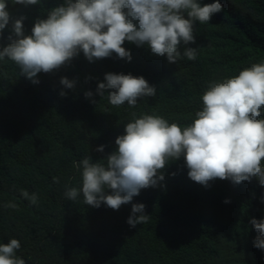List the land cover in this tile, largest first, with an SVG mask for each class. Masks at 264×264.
Returning a JSON list of instances; mask_svg holds the SVG:
<instances>
[{
  "label": "trees",
  "instance_id": "trees-1",
  "mask_svg": "<svg viewBox=\"0 0 264 264\" xmlns=\"http://www.w3.org/2000/svg\"><path fill=\"white\" fill-rule=\"evenodd\" d=\"M219 2L221 12L194 24L195 43L187 47L196 48L195 61L182 55L169 63L147 45L126 41L130 62L113 53L90 63L81 52L58 71L39 73L38 84L20 76L12 61H0V243L18 239L16 255L26 264H264V252L253 247L257 233L250 223L264 219V186L255 178L239 184L217 178L205 187L188 178L181 157L170 162L156 187L142 189L119 210L64 195L66 185L81 186L74 162L88 155L100 161L113 152L132 113L186 126L201 109L209 82L264 62V0ZM60 3L41 0L25 7L8 0V11L13 18L26 17L29 35L35 20ZM10 32L11 24L0 47ZM106 73L143 76L156 86V95L139 99L135 107H114L107 92L96 93ZM61 77L75 80V88H63ZM100 146L103 152L97 151ZM21 189L36 193L38 205L24 199ZM9 202L17 207H5ZM135 203L145 205L149 220L132 228L127 219Z\"/></svg>",
  "mask_w": 264,
  "mask_h": 264
},
{
  "label": "clouds",
  "instance_id": "clouds-1",
  "mask_svg": "<svg viewBox=\"0 0 264 264\" xmlns=\"http://www.w3.org/2000/svg\"><path fill=\"white\" fill-rule=\"evenodd\" d=\"M13 4L39 5L41 0H12ZM222 11L219 0L202 4L199 0H63L37 18L31 34L24 32L25 16L13 18L8 0H0V38L11 24L6 46L0 47V61L6 58L18 66L20 76L33 84L39 73H52L71 64L82 52L91 63L110 58L113 53L131 61L125 42L147 45L169 63L183 57L197 58L194 24H206ZM181 45L185 46L183 54ZM65 89H74L75 80L61 77ZM114 107L127 103L135 107L143 97H154L156 86L143 76L106 73L96 93ZM61 91L60 96H66ZM91 91L85 92L91 98ZM202 107L192 123L181 126L157 114L132 113L124 132L115 139L116 148L103 160L93 162L88 155L73 166L81 175V186H65V197L112 210L132 202L142 189L156 187L165 179L164 170L183 157L188 178L205 187L215 179L234 184L257 179L264 186V62L253 63L235 76L209 82L201 95ZM95 103V101H92ZM103 152L104 146L97 148ZM176 175V173H172ZM58 183V178H53ZM21 196L38 205L36 193L20 190ZM264 202V197H262ZM224 203H230L226 199ZM8 208H16L9 202ZM139 213V215H137ZM145 205L132 204L127 219L130 227L147 223ZM257 233L253 247L264 252V219L250 221ZM18 239L0 243V264H26L16 255Z\"/></svg>",
  "mask_w": 264,
  "mask_h": 264
}]
</instances>
